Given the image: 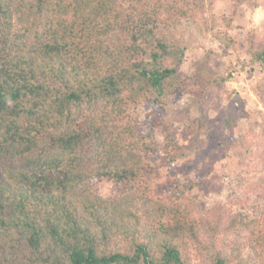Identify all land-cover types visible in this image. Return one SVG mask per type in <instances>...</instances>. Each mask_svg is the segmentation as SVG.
<instances>
[{"label": "trees", "instance_id": "obj_1", "mask_svg": "<svg viewBox=\"0 0 264 264\" xmlns=\"http://www.w3.org/2000/svg\"><path fill=\"white\" fill-rule=\"evenodd\" d=\"M208 4L0 0V264H264V172L239 208L217 203L201 216L184 202L196 183L149 182L161 150L166 168L182 155L171 131L164 144L152 131L168 101L197 97L200 118L185 130L208 132L207 100L236 77L228 54L242 50V67L258 72L264 107V29L235 36L234 18L208 15ZM190 27L222 50L202 44L188 73ZM146 105L152 125L140 118ZM242 114H227L226 134Z\"/></svg>", "mask_w": 264, "mask_h": 264}, {"label": "rangeland", "instance_id": "obj_2", "mask_svg": "<svg viewBox=\"0 0 264 264\" xmlns=\"http://www.w3.org/2000/svg\"><path fill=\"white\" fill-rule=\"evenodd\" d=\"M214 13L226 14L234 18L235 36L240 32L250 33L264 29V9H252L247 4H239L232 0H209L208 15ZM185 42L189 52L184 65L188 73L194 72L196 64L201 61L207 49L221 51L222 47L211 38L206 31L199 33L195 28H188ZM225 61L234 68L236 77L232 82L219 83L207 100L215 106L208 112L206 131L199 134L187 133L186 128L200 118L198 98L184 93L172 97L166 106L164 118L159 121L162 127L153 128L160 144L165 143L164 127L172 132L174 139L182 146L180 159L166 168V153L162 150L152 163V174L149 182L155 191L169 185L170 177H178L185 182L192 181L197 185L184 202L194 210L196 216H201L211 206L217 203L234 205L239 203L250 192V183L264 172V142L260 140L264 121V107L254 94V84L259 74L251 72L247 67L245 53L242 50L236 56L228 54ZM238 96L241 102H236ZM244 112L240 117L232 135L225 131L224 118L234 109ZM156 109L143 106L139 109L140 118L147 125H152L151 119L156 117ZM174 153V152H173ZM175 154V153H174ZM112 187H104L103 192L111 193Z\"/></svg>", "mask_w": 264, "mask_h": 264}]
</instances>
